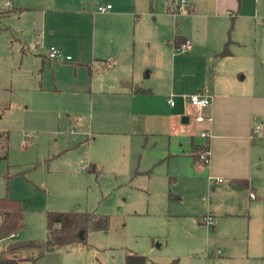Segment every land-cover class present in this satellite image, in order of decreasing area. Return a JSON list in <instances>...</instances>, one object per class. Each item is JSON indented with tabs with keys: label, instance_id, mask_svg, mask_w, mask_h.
I'll use <instances>...</instances> for the list:
<instances>
[{
	"label": "crops",
	"instance_id": "obj_1",
	"mask_svg": "<svg viewBox=\"0 0 264 264\" xmlns=\"http://www.w3.org/2000/svg\"><path fill=\"white\" fill-rule=\"evenodd\" d=\"M166 2L159 10L158 0H102L97 7L111 8L98 12L88 0H5L0 14L23 18L19 39L31 36L34 48L39 47L42 66L70 63L76 76L83 69L88 75L95 72V92L118 105L112 115L120 114L122 102L127 106L128 116L122 118L127 117L131 132L143 133V154L150 158L143 172L162 177L159 189L151 188L159 197L161 214L200 227L202 216L215 218L212 249L221 252L209 253L213 263L264 264V0ZM143 16L154 18L146 42L154 36L168 48L161 66L164 74L157 86L148 89L125 83V70L112 65V59L117 62L126 53L121 65L130 56L132 37ZM183 40L190 42L191 49L175 53L174 44ZM227 41L230 54L219 56ZM50 48L71 59L48 58ZM59 90L55 85L54 91ZM82 90L92 94L93 83ZM195 92L212 96L211 105L202 111L210 121L193 120L196 111L188 97ZM170 96L173 106L167 101ZM203 130L211 135L208 165L194 157L207 142L200 136ZM156 145L159 149L154 153ZM234 180H246L247 187L235 186ZM28 191L25 180L9 184L3 195L23 201L26 210L27 200L21 192ZM16 237L4 240L8 244ZM60 252L45 254L41 264L46 256Z\"/></svg>",
	"mask_w": 264,
	"mask_h": 264
},
{
	"label": "rangeland",
	"instance_id": "obj_2",
	"mask_svg": "<svg viewBox=\"0 0 264 264\" xmlns=\"http://www.w3.org/2000/svg\"><path fill=\"white\" fill-rule=\"evenodd\" d=\"M88 1L94 2L92 9L102 3ZM158 2L159 10L167 3ZM17 17L0 14V131L8 132L9 146L8 158L0 160V194L9 184L25 180L29 187L28 193L21 192L27 209L25 228L16 240L44 239L47 211H95L108 216V231L89 233V248L63 249L46 256L43 264H125L128 251L145 256L146 264H216L209 257L212 250L221 252L212 249L213 226L201 228L161 214L159 197L151 188L158 190L162 177L143 172L150 158L143 154V133L131 132L127 117L122 118L128 116L127 106L122 102L120 114L112 115L118 105L95 92V72L88 75L83 69L76 76L70 63L42 66L31 36L24 33L25 39H19L23 18ZM141 19L130 56L121 65L112 59V65L125 70V83L148 89L164 74L161 66L168 48L154 36L146 42L154 18ZM90 82L94 92L84 93L82 88ZM55 85L59 91H54ZM158 149L156 145L154 153ZM83 163L94 164L95 171L82 168ZM6 244L0 240V250Z\"/></svg>",
	"mask_w": 264,
	"mask_h": 264
},
{
	"label": "trees",
	"instance_id": "obj_3",
	"mask_svg": "<svg viewBox=\"0 0 264 264\" xmlns=\"http://www.w3.org/2000/svg\"><path fill=\"white\" fill-rule=\"evenodd\" d=\"M184 41L175 43L174 47H178ZM229 44V41L224 44L218 53L219 56L230 54ZM8 147V132L0 131V160L8 158ZM86 168L95 171L93 166ZM21 175L25 176V172H22ZM233 184L247 187L246 180H234ZM23 212V204L20 200L8 196L0 198V240L12 239L25 227ZM45 228L46 235L42 240H11L0 251V264H22L24 260L41 264L47 253L66 248L75 250L89 248V233L108 231L109 218L107 215L95 211H47L45 213ZM146 262L145 256L130 251L125 254V264H146Z\"/></svg>",
	"mask_w": 264,
	"mask_h": 264
},
{
	"label": "built area",
	"instance_id": "obj_4",
	"mask_svg": "<svg viewBox=\"0 0 264 264\" xmlns=\"http://www.w3.org/2000/svg\"><path fill=\"white\" fill-rule=\"evenodd\" d=\"M181 2H185V1L181 0ZM5 5L10 6V3L5 2ZM110 8H111V5L98 6L97 11L98 12H105V11L109 10ZM263 23H264V19H263ZM190 49H191L190 42L188 40H185L178 47H174L173 50L175 53H186ZM47 56H48V58H50L52 60H57V61H67V60L71 59L70 56L64 55L59 50L54 49V48H50L48 50ZM105 65L109 66V63H105ZM188 98H189L190 105L196 111V114L193 116V120L197 123H201L204 121H210L211 118L209 116H204L202 114V111L211 105V102L213 99L212 96L209 94L203 93V92H195V93L189 95ZM167 101L171 106L174 105V101L172 99V96H170V98H168ZM257 129H259V127H257ZM200 136L203 137L205 140H207V142L204 145H202L200 147V149L194 153V157L198 162H200L204 165H208L210 162V148H209L208 140L211 138V135H210L209 131L203 130V131H201ZM85 167H87V165L82 166V168H85ZM217 181L221 182V179H218ZM250 196L252 198L255 197L254 194H252V193L250 194ZM200 221L202 224L209 226V227L215 226L217 223V220L208 214L202 216ZM211 255H216V252H211Z\"/></svg>",
	"mask_w": 264,
	"mask_h": 264
},
{
	"label": "water",
	"instance_id": "obj_5",
	"mask_svg": "<svg viewBox=\"0 0 264 264\" xmlns=\"http://www.w3.org/2000/svg\"><path fill=\"white\" fill-rule=\"evenodd\" d=\"M125 54H126V53H124V54L122 55L121 59L118 60L117 63H120V62H121V60L123 59V57H124Z\"/></svg>",
	"mask_w": 264,
	"mask_h": 264
}]
</instances>
